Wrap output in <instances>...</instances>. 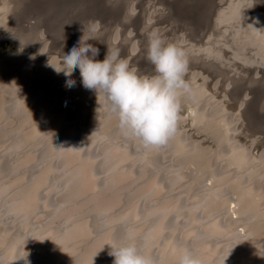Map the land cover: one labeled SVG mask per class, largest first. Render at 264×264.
<instances>
[{"label": "bare ground", "instance_id": "bare-ground-1", "mask_svg": "<svg viewBox=\"0 0 264 264\" xmlns=\"http://www.w3.org/2000/svg\"><path fill=\"white\" fill-rule=\"evenodd\" d=\"M96 21L100 61L119 48L154 74L153 28L187 49L196 96L167 145L125 137L79 70L66 86L63 54ZM0 46V264H112L129 237L160 264L185 245L264 264V0H0Z\"/></svg>", "mask_w": 264, "mask_h": 264}, {"label": "clouds", "instance_id": "clouds-1", "mask_svg": "<svg viewBox=\"0 0 264 264\" xmlns=\"http://www.w3.org/2000/svg\"><path fill=\"white\" fill-rule=\"evenodd\" d=\"M98 28V21L90 22V35L83 34L63 54L66 86H75L71 77L78 69L83 87L94 91L97 98L103 96L107 117L118 121L125 137L138 141L145 149L167 145L178 132L182 103L196 96L186 78L187 49L171 41L159 28H153L147 36L146 59L154 66V74L148 75L122 57L119 48L108 47L103 61L97 60L100 51L88 42L96 39ZM110 249L112 264H160L157 257L145 251V245L137 244L131 237L127 242L114 240ZM177 250L178 264H204L190 247L178 246Z\"/></svg>", "mask_w": 264, "mask_h": 264}, {"label": "rangeland", "instance_id": "rangeland-1", "mask_svg": "<svg viewBox=\"0 0 264 264\" xmlns=\"http://www.w3.org/2000/svg\"><path fill=\"white\" fill-rule=\"evenodd\" d=\"M78 9H80L79 7H78ZM58 17H60V16H58ZM55 21H56V23L59 21V19H54ZM55 23V24H56ZM50 26H53L54 24H49ZM6 44H4V46H5ZM11 47H13L12 45H10ZM10 46H8L5 50L6 51H9V49L8 48H11ZM0 48H1V46H0ZM0 51L1 52H3L2 51V48L0 49ZM76 70H78V69H76ZM191 72V70H189V72H188V74ZM187 74V78L189 77L190 78V76ZM188 78V79H189ZM213 79L211 78L210 80H209V82H208V89L209 90H211L212 89V83H213ZM216 100L217 101H220V95H221V93L220 92H217L216 94ZM92 102L94 103V101L92 100ZM226 105H227V107H228V109H227V111L228 112H232L235 108H234V103H232V102H226ZM230 121H232V119H230ZM190 131V132H189ZM192 135H191V134ZM189 134V135H188ZM191 135V136H190ZM194 135V136H193ZM197 134H195V131H194V128H189L188 127V131H187V134H185V137H184V140L185 141H190V139H191V137H192V139H199V140H202L203 139V145H207V146H211V147H214V145H213V142H212V140L211 139H209L207 136H205L204 137V135H198V136H196ZM190 137V138H189ZM196 137V138H195ZM202 137V138H201ZM204 137V138H203ZM188 138H189V140H188ZM201 138V139H200ZM205 138H207V139H205ZM81 143H83V142H79L78 143V145L79 146H83V145H85L84 143H83V145H81ZM260 143H263V142H260ZM3 148V146L2 145H0V152L3 150L2 148ZM263 147V146H262ZM2 149V150H1ZM257 150L258 149H255V153L257 152ZM173 164H171V166H172ZM27 171H29V169H27ZM206 183L207 184H209L210 183V181L209 180H206ZM182 187H179V189H176L173 193H172V195H176V196H178L179 194H183L182 192L184 191V188H182ZM184 196H185V194H183ZM181 196V195H180ZM143 203H145V202H143ZM143 203H142V205H141V203L139 204V207L140 208H145V206L147 207L148 205H147V203H145L144 204V206H143ZM229 207H232V203L229 205ZM56 222H58V221H56ZM33 224H34V222H33ZM60 223L58 222V223H56V225H59ZM55 225V226H56ZM30 237V238H29ZM27 238H28V240H32L33 238L31 237V236H27ZM24 252L22 253L23 255H25V254H27L28 253V250H23ZM27 252V253H26ZM27 257H28V254L26 255ZM30 261H31V259H26V258H23V260L21 261V264H30Z\"/></svg>", "mask_w": 264, "mask_h": 264}, {"label": "water", "instance_id": "water-1", "mask_svg": "<svg viewBox=\"0 0 264 264\" xmlns=\"http://www.w3.org/2000/svg\"><path fill=\"white\" fill-rule=\"evenodd\" d=\"M9 44V43H8Z\"/></svg>", "mask_w": 264, "mask_h": 264}]
</instances>
